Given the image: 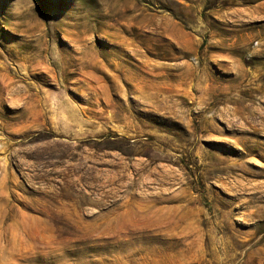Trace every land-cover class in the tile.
<instances>
[{
	"label": "rangeland",
	"instance_id": "rangeland-1",
	"mask_svg": "<svg viewBox=\"0 0 264 264\" xmlns=\"http://www.w3.org/2000/svg\"><path fill=\"white\" fill-rule=\"evenodd\" d=\"M0 264H264V0H0Z\"/></svg>",
	"mask_w": 264,
	"mask_h": 264
}]
</instances>
